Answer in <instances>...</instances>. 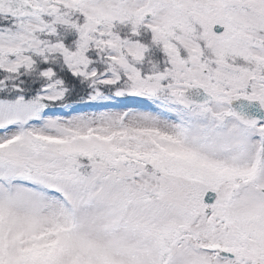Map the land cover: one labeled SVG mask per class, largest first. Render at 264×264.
I'll return each instance as SVG.
<instances>
[{
    "label": "snow or ice",
    "instance_id": "6c2138e0",
    "mask_svg": "<svg viewBox=\"0 0 264 264\" xmlns=\"http://www.w3.org/2000/svg\"><path fill=\"white\" fill-rule=\"evenodd\" d=\"M0 264H264V0H0Z\"/></svg>",
    "mask_w": 264,
    "mask_h": 264
}]
</instances>
